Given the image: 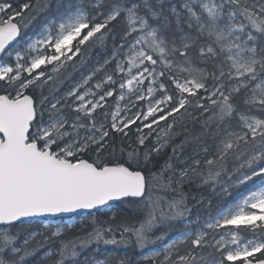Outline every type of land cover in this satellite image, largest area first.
Listing matches in <instances>:
<instances>
[{
  "label": "snow or ice",
  "instance_id": "snow-or-ice-1",
  "mask_svg": "<svg viewBox=\"0 0 264 264\" xmlns=\"http://www.w3.org/2000/svg\"><path fill=\"white\" fill-rule=\"evenodd\" d=\"M144 262L264 264V0H0V264Z\"/></svg>",
  "mask_w": 264,
  "mask_h": 264
},
{
  "label": "trees",
  "instance_id": "trees-1",
  "mask_svg": "<svg viewBox=\"0 0 264 264\" xmlns=\"http://www.w3.org/2000/svg\"><path fill=\"white\" fill-rule=\"evenodd\" d=\"M186 192H187L188 197H189V201H188L189 202V206L193 207V217H195L197 212H199L201 215H205L207 213V208H208L207 204H205L203 207H196V201L201 196L208 197L210 194L207 191L202 190V189H200L197 186H192V187L186 188ZM193 197H195L196 199H193ZM222 203H223V201H218L216 199H213L212 200L213 209L215 207H219L220 204H222ZM213 214H214V211H213ZM180 234H181L180 228H174V229L171 230V235L174 238L179 236ZM152 247L155 250H159L160 249V245H154ZM117 251H119L121 254H123L124 249H118ZM112 254L114 255L115 253H112ZM144 264H147V262H144Z\"/></svg>",
  "mask_w": 264,
  "mask_h": 264
},
{
  "label": "rangeland",
  "instance_id": "rangeland-1",
  "mask_svg": "<svg viewBox=\"0 0 264 264\" xmlns=\"http://www.w3.org/2000/svg\"><path fill=\"white\" fill-rule=\"evenodd\" d=\"M73 223H76V221H73ZM177 237H179V236H177ZM160 250V249H159Z\"/></svg>",
  "mask_w": 264,
  "mask_h": 264
}]
</instances>
